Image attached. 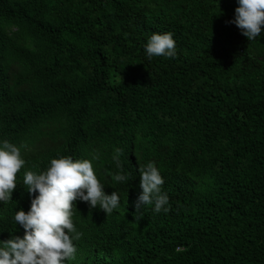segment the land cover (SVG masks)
Here are the masks:
<instances>
[{"label":"trees","instance_id":"obj_1","mask_svg":"<svg viewBox=\"0 0 264 264\" xmlns=\"http://www.w3.org/2000/svg\"><path fill=\"white\" fill-rule=\"evenodd\" d=\"M234 0H0V138L26 165L0 204V240L23 235V172L57 154L92 160L106 215L75 202L65 264H264V35L231 23ZM264 29V25H262ZM169 31L175 58L143 45ZM130 180L118 184L112 160ZM155 161L168 213L134 207Z\"/></svg>","mask_w":264,"mask_h":264},{"label":"clouds","instance_id":"obj_2","mask_svg":"<svg viewBox=\"0 0 264 264\" xmlns=\"http://www.w3.org/2000/svg\"><path fill=\"white\" fill-rule=\"evenodd\" d=\"M234 17L228 23L234 24L249 42H257L264 35V0H236ZM148 60L163 56L175 58L176 42L169 31L153 32L143 45ZM122 150L116 149L112 156L116 171L112 180L125 184L130 174L121 163ZM92 159L76 158L57 154L50 157L42 170L23 172L20 183L30 197L27 211L15 208L12 220L15 227L23 229V235H11L0 240V264H65L71 260L80 232L76 229L73 215L75 202H86L90 208H99L106 215L120 208V194L104 191L105 182L98 178ZM26 165L21 147L0 138V204L11 201L17 186V174ZM139 192L134 207L139 219L146 206L159 214L170 211L168 194L162 190L164 178L155 161L139 165Z\"/></svg>","mask_w":264,"mask_h":264},{"label":"water","instance_id":"obj_3","mask_svg":"<svg viewBox=\"0 0 264 264\" xmlns=\"http://www.w3.org/2000/svg\"><path fill=\"white\" fill-rule=\"evenodd\" d=\"M236 2V0H234Z\"/></svg>","mask_w":264,"mask_h":264}]
</instances>
